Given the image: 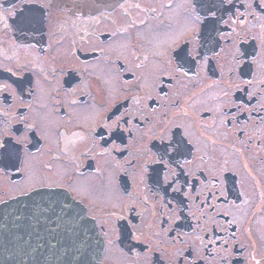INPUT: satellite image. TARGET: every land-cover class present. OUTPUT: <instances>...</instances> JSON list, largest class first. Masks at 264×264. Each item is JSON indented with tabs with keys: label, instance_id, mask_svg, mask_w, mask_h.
I'll return each mask as SVG.
<instances>
[{
	"label": "flooded vegetation",
	"instance_id": "af4514ba",
	"mask_svg": "<svg viewBox=\"0 0 264 264\" xmlns=\"http://www.w3.org/2000/svg\"><path fill=\"white\" fill-rule=\"evenodd\" d=\"M56 196L99 264H264V0H0V209L34 258L86 242Z\"/></svg>",
	"mask_w": 264,
	"mask_h": 264
},
{
	"label": "water",
	"instance_id": "95a60500",
	"mask_svg": "<svg viewBox=\"0 0 264 264\" xmlns=\"http://www.w3.org/2000/svg\"><path fill=\"white\" fill-rule=\"evenodd\" d=\"M54 4L69 10L73 14L93 15L102 10H110L123 3L125 0H53ZM55 208L69 210L64 214L56 215L61 218L59 221L64 224L65 215L70 216L72 224L71 231L87 233L86 242H64L58 233L54 242L49 248L48 254L34 258L33 250L30 247L18 242V228L16 225V208L17 201L7 203L0 209V264H99V258L102 251V245L99 241L93 240L92 231L87 228L80 227L81 219L78 214L73 211L79 205L68 199L54 198ZM73 209V210H72ZM74 218L78 221L76 223ZM68 221V222H69ZM75 225V226H73ZM63 230V228L61 229ZM28 250L30 252H28Z\"/></svg>",
	"mask_w": 264,
	"mask_h": 264
}]
</instances>
